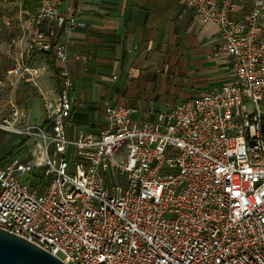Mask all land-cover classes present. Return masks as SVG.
<instances>
[{
    "label": "built area",
    "instance_id": "obj_1",
    "mask_svg": "<svg viewBox=\"0 0 264 264\" xmlns=\"http://www.w3.org/2000/svg\"><path fill=\"white\" fill-rule=\"evenodd\" d=\"M181 3L217 27L214 55L229 60L232 82L154 122L136 124L135 110L106 103L104 128L72 138L63 35L85 24L52 0H37L34 16L21 4L26 59H12L0 90L42 91L48 66L27 63L35 50L52 51L60 89L40 92L42 125L15 103L0 118V130L23 141L0 167L1 229L65 264H264V0ZM37 169L43 192L27 180Z\"/></svg>",
    "mask_w": 264,
    "mask_h": 264
},
{
    "label": "crops",
    "instance_id": "obj_2",
    "mask_svg": "<svg viewBox=\"0 0 264 264\" xmlns=\"http://www.w3.org/2000/svg\"><path fill=\"white\" fill-rule=\"evenodd\" d=\"M52 1L85 24L63 35L70 53L65 66L73 78L69 138L79 130L104 128L106 103L135 110L136 124L154 122L177 103L232 82L229 60L214 55L217 27L183 11L181 0ZM248 9V2L239 3L237 16ZM50 28L42 29L47 33ZM47 61L51 67V58ZM59 67H51L56 84ZM40 85L49 91L50 75ZM26 111L29 123L44 124L42 108L33 119L30 107Z\"/></svg>",
    "mask_w": 264,
    "mask_h": 264
},
{
    "label": "rangeland",
    "instance_id": "obj_3",
    "mask_svg": "<svg viewBox=\"0 0 264 264\" xmlns=\"http://www.w3.org/2000/svg\"><path fill=\"white\" fill-rule=\"evenodd\" d=\"M21 10L22 8L19 0H0V76H2L4 71L10 66L13 58L19 59L22 57L24 61L26 59L25 48L29 42L28 32L30 30V19L23 15ZM47 62V57L36 50L27 61V63L32 66H39L42 64L48 66V72L40 79V83L46 75H50L52 87L48 89L49 91H40L36 89V87L27 84H20L15 90H0V118L9 112L12 103L24 105L26 108L30 107V119L36 118L39 115L41 108L40 99L42 97L40 92L47 97H52L57 91L53 70ZM13 137L15 138L12 144L14 150L7 158L16 154L17 150L21 147L19 138L16 136H12V138ZM1 139L4 140L0 146V157L3 155L2 152L6 154L9 148V137L5 136L2 138L0 132V140ZM7 158L0 164V167L6 162Z\"/></svg>",
    "mask_w": 264,
    "mask_h": 264
},
{
    "label": "water",
    "instance_id": "obj_4",
    "mask_svg": "<svg viewBox=\"0 0 264 264\" xmlns=\"http://www.w3.org/2000/svg\"><path fill=\"white\" fill-rule=\"evenodd\" d=\"M0 264H65L59 258L0 228Z\"/></svg>",
    "mask_w": 264,
    "mask_h": 264
},
{
    "label": "trees",
    "instance_id": "obj_5",
    "mask_svg": "<svg viewBox=\"0 0 264 264\" xmlns=\"http://www.w3.org/2000/svg\"><path fill=\"white\" fill-rule=\"evenodd\" d=\"M19 2L22 4V7H24L25 9H27L30 13V15L34 16L36 14L37 8H38V4H37V0H19ZM46 57L51 58L50 64L51 67L54 66L55 62L53 60V53L52 51L49 52H42ZM58 70H55V76H56V80L58 81ZM57 89H60V83L58 81L57 83ZM5 136L9 137V148L8 151L6 152V154L4 152L3 155L0 157V164L8 157L11 155V153L14 150L13 147V141L15 140V138H12V135H6V133L1 132V137L4 138ZM4 140V139H3ZM3 140H0V146L3 143ZM23 143V141L21 142V144ZM4 146V145H3ZM6 148V147H4ZM9 159V158H7ZM36 171V172H35ZM31 173L30 177L27 179L29 182V186L31 189L33 190H38L39 192H43L46 188V184L43 182L42 179V175H41V170L37 169Z\"/></svg>",
    "mask_w": 264,
    "mask_h": 264
}]
</instances>
